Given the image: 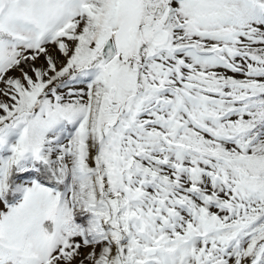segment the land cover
Masks as SVG:
<instances>
[{"label":"rangeland","instance_id":"1","mask_svg":"<svg viewBox=\"0 0 264 264\" xmlns=\"http://www.w3.org/2000/svg\"><path fill=\"white\" fill-rule=\"evenodd\" d=\"M0 264H264V0H0Z\"/></svg>","mask_w":264,"mask_h":264},{"label":"water","instance_id":"2","mask_svg":"<svg viewBox=\"0 0 264 264\" xmlns=\"http://www.w3.org/2000/svg\"><path fill=\"white\" fill-rule=\"evenodd\" d=\"M101 54H102V58L105 59V60L111 59L112 57L115 56L116 48H115V44H114V41H113L112 37H110L106 41V43H105V45H104V47L102 49V53Z\"/></svg>","mask_w":264,"mask_h":264},{"label":"trees","instance_id":"3","mask_svg":"<svg viewBox=\"0 0 264 264\" xmlns=\"http://www.w3.org/2000/svg\"><path fill=\"white\" fill-rule=\"evenodd\" d=\"M37 182H42L48 186H54L56 189H61L60 185L55 181L54 177L50 173L41 172L39 177L34 178Z\"/></svg>","mask_w":264,"mask_h":264},{"label":"crops","instance_id":"4","mask_svg":"<svg viewBox=\"0 0 264 264\" xmlns=\"http://www.w3.org/2000/svg\"><path fill=\"white\" fill-rule=\"evenodd\" d=\"M113 41H114L116 50L119 49L120 47H127L125 42L124 43H122V41L119 42V40L116 37H113ZM128 43L131 44L130 39H129Z\"/></svg>","mask_w":264,"mask_h":264}]
</instances>
